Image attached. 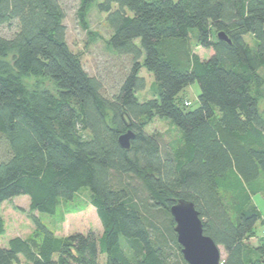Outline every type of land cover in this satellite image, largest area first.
Returning <instances> with one entry per match:
<instances>
[{
  "label": "trees",
  "instance_id": "trees-1",
  "mask_svg": "<svg viewBox=\"0 0 264 264\" xmlns=\"http://www.w3.org/2000/svg\"><path fill=\"white\" fill-rule=\"evenodd\" d=\"M92 6L106 15L109 47L130 57L110 96L70 49L59 0H0V26H15L0 34V205L27 195L30 211L62 219L61 206L85 190L102 225L100 235L60 237L31 216L39 240L10 238L0 264H98L99 254L106 264H188L170 213L178 199L224 249L221 264H264V243H244L260 218L251 196L264 191V0H78L85 30ZM190 37L212 54L182 63L175 43ZM141 69L154 79L145 100ZM26 75L54 90L28 87ZM194 81L198 107L188 111L180 92ZM155 118L179 137L147 132Z\"/></svg>",
  "mask_w": 264,
  "mask_h": 264
},
{
  "label": "rangeland",
  "instance_id": "rangeland-1",
  "mask_svg": "<svg viewBox=\"0 0 264 264\" xmlns=\"http://www.w3.org/2000/svg\"><path fill=\"white\" fill-rule=\"evenodd\" d=\"M64 8L65 16L63 23L66 27V41L70 49L79 55L81 64L84 69L91 75L96 76L101 82L102 92L110 96L117 85L124 77L128 70L130 57L127 55H118L108 45L107 41L111 33V29L106 22V15L100 12L96 6H92L89 10L86 20V30L81 27V23L76 16L78 0H59ZM14 25L0 26V34L9 36L14 31ZM249 35L246 39L253 44ZM181 41L180 39H173ZM175 46L178 50L177 57L182 63L189 61L192 52H196L201 57H209L213 50L203 48L197 44L194 38L190 37L182 42H176ZM7 60H10L8 57ZM264 75V71H260ZM140 75L145 81L142 90L136 92L139 100H145L153 95V76L145 69L140 70ZM24 83L30 88L40 90H54L53 84L49 79L42 76H23ZM264 84L262 85V87ZM200 92L199 85L196 81L187 85L180 93L184 99L190 103L186 110L190 111L198 107V94ZM259 108L263 112L264 98L259 101ZM147 132H158L161 135L163 143H169L179 137V133L167 118H155L147 126ZM4 150V143L0 140V155ZM89 193L87 191L80 192L76 199L68 206L62 205V219L52 218L55 215L47 213H39L30 211L29 198L27 195L14 196L5 200L0 205V215L4 220L5 231L0 236V245L6 246L10 238L20 236L29 240L38 241L40 233L31 219L34 216L40 219L55 234L60 237L67 236L74 232L83 234L93 232L100 235L102 232L101 222L95 212L94 207L89 201ZM253 204L260 212V218L256 222L254 232L251 233L244 241L249 248H262L263 238L262 227L264 225V191L257 192L251 196ZM230 203V200H227ZM231 204V203H230ZM121 241L125 238L121 237ZM127 244V243H126ZM221 260L225 258V252L222 246ZM17 264H28L25 259L20 256ZM68 264H78L70 262ZM98 264H106L104 254H99Z\"/></svg>",
  "mask_w": 264,
  "mask_h": 264
},
{
  "label": "water",
  "instance_id": "water-1",
  "mask_svg": "<svg viewBox=\"0 0 264 264\" xmlns=\"http://www.w3.org/2000/svg\"><path fill=\"white\" fill-rule=\"evenodd\" d=\"M217 36L230 42L223 31L218 32ZM133 137L134 133L127 130L118 137V142L128 149ZM170 213L174 221L176 240L181 246L185 261L188 264H221L220 247L210 236L204 234L203 223L194 204L190 200L178 199L171 205Z\"/></svg>",
  "mask_w": 264,
  "mask_h": 264
},
{
  "label": "built area",
  "instance_id": "built-area-1",
  "mask_svg": "<svg viewBox=\"0 0 264 264\" xmlns=\"http://www.w3.org/2000/svg\"><path fill=\"white\" fill-rule=\"evenodd\" d=\"M186 104H189V102H185ZM262 235L264 236V225H263V227H262Z\"/></svg>",
  "mask_w": 264,
  "mask_h": 264
},
{
  "label": "crops",
  "instance_id": "crops-1",
  "mask_svg": "<svg viewBox=\"0 0 264 264\" xmlns=\"http://www.w3.org/2000/svg\"><path fill=\"white\" fill-rule=\"evenodd\" d=\"M258 209V208H257Z\"/></svg>",
  "mask_w": 264,
  "mask_h": 264
}]
</instances>
